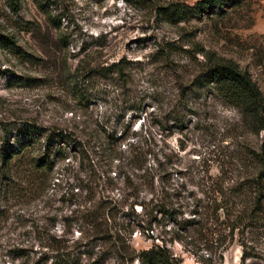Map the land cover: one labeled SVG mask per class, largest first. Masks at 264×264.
Here are the masks:
<instances>
[{"label":"rangeland","instance_id":"obj_1","mask_svg":"<svg viewBox=\"0 0 264 264\" xmlns=\"http://www.w3.org/2000/svg\"><path fill=\"white\" fill-rule=\"evenodd\" d=\"M199 1L24 0L13 13L0 0V40L13 42L11 49L0 45V138L25 127L34 142L30 157L13 168L17 176H8L0 163V264H30L14 257L25 249L34 251L33 260L43 253L50 258L41 244L51 237L65 244L66 255L85 252L95 241L82 217L107 209L110 200L121 205L118 219L133 207L138 216L128 223L151 214L159 222L149 232L134 223L136 253L164 242L182 264H264V221L242 222L228 246L187 227L199 218L192 210L220 216L219 189L232 195L237 183L248 180L249 186L252 151L264 140L240 110L194 85L210 61H230L264 96V0H230L214 14H191L177 23L161 14L169 5ZM119 60L129 68L126 83L115 75L85 79V70ZM133 98L139 108L123 109ZM171 111L183 118L181 127ZM126 130L127 138L114 143ZM113 144L125 156L130 144L144 154L142 168L153 172L146 185L136 186L144 179L130 176L131 165L119 172L117 161L106 175L110 181L101 176L100 150ZM46 147L62 153L50 173L30 165ZM111 180L115 187L108 186ZM243 194L237 203L245 206L248 195L249 208L251 190ZM161 199L174 215L157 213ZM96 245V255H82L80 264H120L114 252ZM104 252L103 261L95 258Z\"/></svg>","mask_w":264,"mask_h":264},{"label":"trees","instance_id":"obj_2","mask_svg":"<svg viewBox=\"0 0 264 264\" xmlns=\"http://www.w3.org/2000/svg\"><path fill=\"white\" fill-rule=\"evenodd\" d=\"M3 1L11 12L18 13L21 8V3L24 0ZM122 1L127 2L130 0ZM229 1L230 0H202L197 2L193 7L172 4L167 8L161 9V14L167 17L168 21L177 23L187 19L191 14H194L197 17L201 16L203 13L214 14L217 10L222 9ZM0 45L11 49V47H13V42L11 39L1 37ZM16 54L19 55L17 52ZM128 69L129 68L126 63L123 60H119L106 67L85 70L87 75L85 79L90 80L93 77L109 78L112 75H115L119 82L126 83L127 79L130 77L127 72ZM77 71L79 70H75V75L78 74ZM194 85L198 88L197 90H201L203 88L209 89L212 91L211 95L213 97L219 98L228 107L240 110L245 116L247 123L249 119V125L254 132L264 133V96L257 84L252 80L250 74L239 69L236 64L230 61L222 63L210 61L194 79ZM123 104V109L125 107H131V109L139 108L138 98H133L131 102L124 101ZM171 113H173V111H171ZM172 119L178 126H182L183 118L179 115L173 113ZM128 132L129 130H126L122 139L113 138L114 143L118 144L121 140L127 138ZM33 143L31 131L25 129V127L17 130L16 134L11 139L7 136V134L0 138V163L4 165V168L6 167L5 171L9 174L8 176L11 178H13V175L17 176L13 168L15 166H22L23 163H25L24 160L30 157L29 151ZM61 143L65 144L64 141ZM134 148L136 147L133 146V144H130L128 156H125L124 152L114 144L111 147H104L103 150H100V156L105 161V168L104 170H101L100 173L107 182L110 178L106 177V175L113 167L114 161H117L118 165L116 168L119 172H122L124 167L131 165L130 167L133 172L130 176L133 175L139 180L144 179V182L141 181L142 183L136 184V186L146 185V178L152 176L153 172H149L142 168V159L144 154L141 152L138 154V151ZM61 154V152H53L49 149V147H46L43 156L31 158L30 165L34 168L36 167L37 169L50 173L54 168V158L56 155ZM135 155H139V157L137 158ZM135 158L137 159L135 160ZM252 160L255 165V173L249 182V186L248 180L237 183L235 188L232 190V195H226L222 189L216 191L220 197L218 198L219 202L215 210L220 213V216L218 215V217L214 215L211 217L192 210L190 214L193 215V219L196 217L199 218L196 224L189 225L187 226L188 228L195 229V231L197 228L210 236L215 235L221 243H227L226 246H228L234 241L235 230H237V232L239 231L238 229L242 222H248V219L254 220L255 222L264 221V140L257 150L252 151ZM134 162L137 164H134ZM16 163H18V165H16ZM141 172L143 173L142 175H140ZM135 173H138V175ZM115 176L117 175L115 174ZM128 181V183L132 185L134 184L130 182L129 177ZM108 186L115 187V184H113L111 180ZM248 188L251 190L249 208L248 195L246 196L247 203L245 206L241 207V204L237 203V201L243 198V192H248ZM157 201L158 200H156V202ZM163 201L164 199H161L154 206L155 208H158L157 213L163 217H170L174 215L168 211L167 205ZM226 201L229 203H226ZM108 205L109 207L107 209L105 207L97 211H93L95 210L93 209L91 213L82 217L83 223L89 227V231L92 233V240L95 241L89 242L84 246L85 252H77L74 255H66L64 253L66 249L65 244L60 239L51 237L48 238L44 244H41V247H46L51 253H53L50 258L46 257V254L43 253L33 260L31 254L35 255L34 251L27 249L22 250V254H15L17 251H14V257H24L25 263L30 264H47L49 259H51L50 264H80L82 261V255H85L89 259L96 255L94 249L97 247L96 244L99 243L100 247H103L105 251L114 252L116 254L115 259L120 264H133L135 261L137 264H182V261L173 256L164 242L161 245L153 244L149 249L138 253L132 249L130 244V237L133 233L132 227L136 224L137 226H140L142 231H152V225L154 223H159L156 218H150L152 217V214L149 215V218L146 220H136V222H134L133 219L131 223H128L131 217L137 219L138 216L137 214H134L133 207L129 208L131 211L130 215L125 213L123 218L118 219L117 213L120 204L115 202L113 205L110 200L108 201ZM135 205L137 204H134L133 206ZM139 206L142 211L146 209V204L144 203L139 204ZM184 222L187 223L188 221ZM246 228H248V225L245 226V229ZM98 236L100 237L98 238ZM176 240L181 241L179 238H176ZM242 246L243 248L245 247L244 245ZM105 256L106 252H104V254H98L95 258L103 261ZM246 259H248V256L245 252H243L241 256L242 262H245Z\"/></svg>","mask_w":264,"mask_h":264},{"label":"crops","instance_id":"obj_3","mask_svg":"<svg viewBox=\"0 0 264 264\" xmlns=\"http://www.w3.org/2000/svg\"><path fill=\"white\" fill-rule=\"evenodd\" d=\"M261 33L264 36V19L261 21Z\"/></svg>","mask_w":264,"mask_h":264}]
</instances>
